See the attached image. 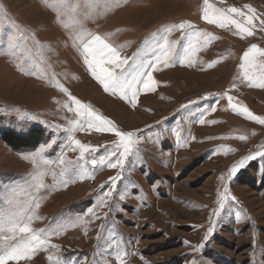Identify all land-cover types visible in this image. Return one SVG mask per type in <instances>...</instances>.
Returning a JSON list of instances; mask_svg holds the SVG:
<instances>
[{
  "label": "rangeland",
  "instance_id": "obj_1",
  "mask_svg": "<svg viewBox=\"0 0 264 264\" xmlns=\"http://www.w3.org/2000/svg\"><path fill=\"white\" fill-rule=\"evenodd\" d=\"M70 2L77 11L62 13L66 29L53 11L61 7L58 0H0V194L17 189L9 193L15 204L0 195V221L6 222L33 197L40 204L33 229L50 230L82 219L51 238L58 249L9 264H54L56 258L62 264H264V156L258 155L264 153V125L234 113L225 96L264 118V88L249 86L244 79L245 71L257 77L264 73V57L248 65L243 61L252 45L264 49L260 20L254 21L253 35L241 38L234 28L220 29L202 19L204 0ZM208 3L210 14L229 7L247 12L250 5L264 19V0ZM84 13L92 15L86 27L121 50L122 58L162 35L165 26L191 22L196 29L174 31L168 39L176 42L178 61L185 56L183 48L192 44L197 50L194 63L189 66L184 59L159 66L152 73L154 89L141 90L132 106L105 93L84 64L82 49L73 47L69 31L76 33V21ZM196 30L215 38L197 41L192 35ZM95 54L100 58L98 48ZM150 56L148 52L145 58ZM57 82L121 131L137 133L139 141L123 171L107 163L93 168L92 158L115 159L108 153L118 138L92 128L67 132L71 121L87 116L76 115ZM10 133L23 139L37 133L39 139L35 146L15 149L3 139ZM69 135L97 150L81 157L79 149L69 147ZM52 140L56 142L43 153L49 163L41 165L44 175L38 177L45 187L37 192L30 187L36 169L24 156ZM250 156L255 158L246 159ZM241 161L243 166L229 175ZM84 167L89 174L76 179ZM62 172L73 182L61 184ZM118 175L115 189L104 196L110 178ZM225 189L221 207L218 200ZM201 243L204 247L197 250Z\"/></svg>",
  "mask_w": 264,
  "mask_h": 264
},
{
  "label": "snow or ice",
  "instance_id": "obj_2",
  "mask_svg": "<svg viewBox=\"0 0 264 264\" xmlns=\"http://www.w3.org/2000/svg\"><path fill=\"white\" fill-rule=\"evenodd\" d=\"M61 7L53 9L60 17L59 22L66 29L68 25L64 23L62 18V13L65 11H70L76 13V8L71 5L70 0H58ZM205 7L202 11V19L210 25H215L220 29H235V34L244 38L246 36H251L254 34V29L256 25L254 21L260 20V30L264 31V19H260L256 15V10L250 5L247 7V12L238 9L236 7H229L227 9H215L213 14H210V9L212 6L208 3V0H204ZM92 19L90 13H84L82 19L76 21V26L78 30L75 34L69 31V39L73 41V47H77L78 50L82 49L80 55L83 58L84 64L87 66L90 75L101 85L105 93L110 95H119V97L127 101L132 106H135L136 100L141 92L152 91L155 87V82L153 80L152 73L157 70L159 66H172L177 62L183 63V60L188 61V65L191 66L194 63L195 49H193L192 44L183 48L185 56L183 59L178 61V58L174 55L176 51V42H170L168 36L174 31L184 32L185 28L196 29V26L191 22H184L177 25L165 26L162 29V35L156 34L151 38V42H146L144 47L137 51L132 57H121V50H118L111 46V44L106 42V38L102 35L89 30L86 27L88 20ZM192 35L197 37V41L200 38H205L206 43H211L215 38L208 35L202 31L196 30L192 32ZM87 37V39H85ZM34 39V37H33ZM39 44L38 41H36ZM9 47H12L11 43ZM98 48L101 53L100 58H97L95 50ZM202 50V49H201ZM151 52L149 58H145ZM92 59H89V56ZM264 57V49H260L257 45H252L243 56L244 65H248L254 62L256 57ZM105 65H111V67H106ZM242 65V67L244 66ZM21 72H25L23 66L18 65ZM99 69V71L97 70ZM117 69L119 71H117ZM25 74L33 75L32 72H26ZM244 79L248 81L249 86L264 88V73H261L258 77L250 75L247 71L244 73ZM57 88L66 95L75 105L76 115L79 117L87 116V119L71 121L72 127L66 129L67 132L73 133L75 131L86 130V128H92L100 132H110L113 133L118 140L115 141L116 148L113 149L108 156L115 157V159H108L107 156H102L99 159L92 158L90 163L95 168L98 164L107 163L109 168L119 167L121 171L124 170L125 162L130 154L133 153L134 146L138 143L139 137L135 132H124L121 131L110 119L101 116L97 112L91 109L89 105L83 104L79 99L72 97L71 93L67 88L58 82L55 84ZM235 87V85H233ZM231 110L250 120L264 125V118L254 115L247 107L233 103L234 97L225 93ZM218 102V100H217ZM69 111L73 108L71 105H66ZM187 107V106H185ZM214 107L210 108L209 111H214ZM200 124L204 123L203 118L198 121ZM55 127H59L58 125ZM239 139H245L244 136L238 137ZM70 141L69 147L72 150L79 149L81 152V157L86 152H95L97 149L92 148L89 145L82 143L79 139H75L74 136L69 135ZM56 141L52 140L50 143L43 145L38 151L30 153L24 156V159L28 160L33 164L36 171L33 173L31 180L35 183L30 185L34 187L38 192L40 189L44 188L45 185L42 181H38V177L44 175V169L41 165H47L49 163L48 159L43 155L46 148H50L52 144ZM258 155L264 156V153H258ZM255 156H250L246 159H254ZM65 161L61 159L59 163L63 164ZM244 161L239 162V164L233 166L229 175L234 174L239 167L243 166ZM67 170H64L66 172ZM88 169L86 167L78 170L76 179H83L87 176ZM60 183L67 185L73 182L72 177L64 175ZM55 178V173H53ZM121 177L118 175L116 177H111L110 190L106 191L103 195L110 196L111 190L115 189L116 181ZM17 189H8L6 193L0 194L7 204H15V196L9 195V193H15ZM227 196V189L223 194H220V199L218 203L223 207V200ZM125 197L120 196L123 200ZM105 201L101 200V204ZM40 207L37 197H33L29 200L25 206L19 210L13 211L9 214L7 221H0V264H9V261H19L21 259H30L31 254L37 251L44 250L47 251L48 248L58 249V245L50 243L53 236H58L62 231L68 227H75L79 223H82V219L75 221L72 224H57L50 230H36L30 225L36 219L40 217L36 215V210ZM219 215V211L215 213ZM213 231V227L208 229V234L210 235ZM207 240V236L205 237ZM204 244L201 243L197 250L202 249ZM122 254V253H121ZM120 255V254H118ZM51 260L52 257L49 256ZM86 259V258H85ZM54 264H62L60 258H56ZM68 264H80V262L69 261ZM196 264V262H193Z\"/></svg>",
  "mask_w": 264,
  "mask_h": 264
},
{
  "label": "trees",
  "instance_id": "obj_3",
  "mask_svg": "<svg viewBox=\"0 0 264 264\" xmlns=\"http://www.w3.org/2000/svg\"><path fill=\"white\" fill-rule=\"evenodd\" d=\"M33 134L32 136H28L26 138L16 137L13 133L5 134L3 139L7 142V144L11 147L13 146L15 149H20L22 147H31L35 146L38 141V134Z\"/></svg>",
  "mask_w": 264,
  "mask_h": 264
}]
</instances>
